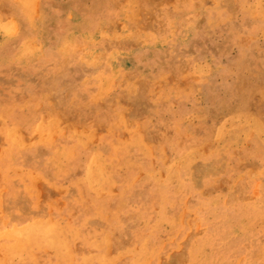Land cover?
<instances>
[{
  "label": "rangeland",
  "instance_id": "rangeland-1",
  "mask_svg": "<svg viewBox=\"0 0 264 264\" xmlns=\"http://www.w3.org/2000/svg\"><path fill=\"white\" fill-rule=\"evenodd\" d=\"M7 2L0 225L98 202L87 264H264V0Z\"/></svg>",
  "mask_w": 264,
  "mask_h": 264
},
{
  "label": "bare ground",
  "instance_id": "bare-ground-1",
  "mask_svg": "<svg viewBox=\"0 0 264 264\" xmlns=\"http://www.w3.org/2000/svg\"><path fill=\"white\" fill-rule=\"evenodd\" d=\"M6 5H10V8L12 9L11 11H13L14 9H18L19 7H21V5L25 9H27V6H28L30 10H32V7H33L31 5V0H9V2H7ZM28 15L29 14L27 12L24 19H27V20L29 19L27 21L28 26H31L33 28L35 23L33 24V21L30 19H34L35 17L30 18L29 16L31 14L29 16ZM13 28L14 27H12V25L9 24V22H7L4 18L1 19L0 17V32L1 34L3 33V36L5 38L12 37L11 34H13ZM71 35H74V34L72 33ZM29 39L30 38H27L26 40H24V43H23V49L26 55H27V52L29 53L31 52L32 54L34 53V51L31 49V43ZM72 44L73 43H71V45ZM36 52L38 51L36 50L35 53ZM17 156H15L16 161H17ZM48 161L51 163L53 161V156L50 155L48 157ZM57 166H59V164ZM87 173H88L89 179H87V181H83L85 188H88V184L91 185V182L93 180H97L99 177L104 176L103 175L104 173H98L97 171L94 172V169L91 166H89V169H87L86 174ZM91 204L93 206H91L89 211L87 212L84 211L83 207L81 208L84 214L81 220H70V222H67L64 220V217H62L58 219L56 224L50 222L48 219H44L43 217L42 218L37 217L36 215L31 217V219L27 217L26 215H23L20 213H18L17 215H13V214L7 215L3 224L0 225V251L4 253V261L2 260L0 264H22V263L24 264L26 263L24 262V260L26 259L31 260L30 258L31 255H35L33 257L34 264H68L64 260L69 256L73 257L72 264H87L85 263L86 259L76 258V254H77L76 250L78 248V245L81 244L83 246L82 250L84 253H91L93 244L95 243V241H93V239L85 240L84 238H82L80 235L76 233V230L74 229V227L76 226L86 227L85 217H87V215H90L92 213H96L101 209L100 207L101 205L98 202L91 203ZM65 215L67 216V214ZM223 218L226 220L224 228L225 227L230 228L229 225H231L232 228L235 227V225H233L229 221V219H227L226 217H223ZM7 224L11 225V229L6 230L5 225ZM87 233L91 235L92 237L94 236V232H91V230L88 231ZM49 249L51 250V252H49L48 255H45V252ZM52 252H54V254H51ZM20 259L23 260L22 263ZM15 260L17 261L15 262Z\"/></svg>",
  "mask_w": 264,
  "mask_h": 264
}]
</instances>
